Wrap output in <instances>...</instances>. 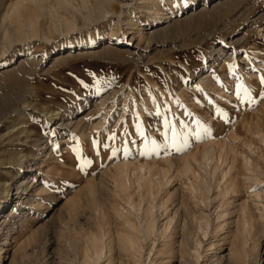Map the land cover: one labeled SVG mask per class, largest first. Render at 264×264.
Segmentation results:
<instances>
[{
	"label": "rangeland",
	"instance_id": "rangeland-1",
	"mask_svg": "<svg viewBox=\"0 0 264 264\" xmlns=\"http://www.w3.org/2000/svg\"><path fill=\"white\" fill-rule=\"evenodd\" d=\"M4 1L0 16L11 2ZM161 1L171 22L181 18L176 15L180 1L184 6L189 2ZM251 3L238 19L218 14L172 23L159 37L142 40L140 56L129 51L134 42L129 32L136 29L122 23L135 16L136 25L149 31L152 15L140 0H111V13L95 21H87L82 9L71 32L17 41L0 53V211L11 203L8 212L16 221L27 218L22 226L10 221L3 229L0 264H84L89 235L101 230L113 239V264H264V220L249 197L264 187V0ZM43 23L46 29L50 25ZM114 28L120 30L116 44L105 45L101 40ZM238 34L242 40L219 56L222 38L229 41ZM87 40L97 47L67 49ZM205 75L209 80L203 83ZM14 136L20 141L11 142ZM211 141L217 142V155L228 144V163L241 190L225 197L232 201L233 216L223 229L217 213L225 209L219 195L224 166L218 164L213 176L216 160L209 165L193 160L201 161L204 144ZM187 156L195 171L190 176L181 168ZM31 158L37 161L31 171L36 178L17 192ZM124 159L135 167L147 162L152 173L171 176L170 182L164 178L165 186L151 196L138 184L130 195L115 193L114 167ZM130 169L134 172V166ZM192 178L203 188L197 197L190 191ZM38 186L45 188L43 193ZM127 196L155 210L165 203L164 213L175 215L166 237L156 231L142 239L141 253L130 259L116 239L123 224L115 208H127ZM32 199L39 205H32ZM243 201L256 215L253 230L246 233L238 204ZM211 243L217 244L211 248ZM165 246L166 254L174 255L161 254Z\"/></svg>",
	"mask_w": 264,
	"mask_h": 264
},
{
	"label": "bare ground",
	"instance_id": "bare-ground-1",
	"mask_svg": "<svg viewBox=\"0 0 264 264\" xmlns=\"http://www.w3.org/2000/svg\"><path fill=\"white\" fill-rule=\"evenodd\" d=\"M3 1L4 0H0V4ZM6 1H8V0H6ZM76 1L77 0H11V2L6 6L7 8L5 9V11H3V13L1 11L2 14L0 16L1 17L0 18V53L1 54L6 53L7 50L11 46H13L14 43L17 41L23 42V41L27 40L28 38H36L39 36H43L45 39L49 40L50 39L49 34L53 31L71 32L77 26V13H80L81 12L80 10H82V9H84L83 11H86L85 16H83V17L87 21H95V20H98L102 17H105L108 13L109 14L111 13L110 11L107 10L108 5L110 4L111 0H79L80 3L78 6L75 3ZM140 1L144 4L145 8L149 9V11L152 15L151 16L152 18L150 17L151 20L148 24L149 31L145 33L144 27L139 28L136 25V23H135L136 17L135 16L131 17L130 19L128 18V21L126 19V20H123V22H122V23H124V21H126L125 24L129 27V29H131V30L136 29L135 30L136 32H129V34L130 33L132 34L130 40L134 41L132 43L133 47H131L129 49V51L132 54H134L135 56L142 55L141 54V44H142V42H143L142 40L144 38L150 39L151 36L159 37L161 33H164L168 28H170L172 23L177 24V23L183 22V21L186 22L190 19L192 20V17L196 18V19H201L202 16H204V15H207L209 17V15L212 16V15H218V14L228 15V16H231V18H234V19L237 18L238 19V17H240L242 15V13L246 12L253 5L251 3V1L255 2V0H189L188 4L184 6L183 3L180 1L179 8H178L176 15L181 17V18L174 20V22H171L172 20L170 21L169 19L172 17L170 15H168L169 13H164L162 10V1L161 0H140ZM5 3L6 2L4 1L3 5ZM180 10H182V11L180 12ZM46 21H48L50 24V25H47L48 26L47 29L45 28V23H43ZM169 22H171L170 25H166ZM191 22H193V20ZM119 32H120L119 29H116V28L111 29L109 31L107 37L105 39L103 38L101 40V42L102 43L104 42L105 45L108 44V46L115 45L116 44V38L119 35ZM145 36H147V37H145ZM241 38H243V36L242 35L240 36L239 34L236 35L235 37H232L231 39H229V41L227 39L222 38V40L218 43L219 47L217 48L216 53L219 56L224 55V53H227L230 51V48H234V46H236V43L238 41L242 40ZM92 39L95 40L96 38L94 36H92ZM93 42H94L93 40H87L83 43H78L77 45H74L75 42H72L70 44L69 48H67V49L71 50V49L75 48V50H85V49L87 50V49L96 48L97 45H95ZM148 44H149V42H148ZM150 46H151V44H150ZM67 49H65V50H67ZM142 50H144V49L142 48ZM62 52H64V51H62ZM233 52H234V50H233ZM22 61L23 60H21L20 63ZM208 80H209V75H205L201 79V81L203 83L207 82ZM58 114H59V112L54 113L52 119H55V117H57ZM78 122H80V121L78 120ZM78 122H76V123L78 124ZM67 123L70 124V122H67ZM67 123H66V126H67ZM72 123H74V121ZM59 124L62 125L61 122ZM12 129H11V133L14 131V129L13 130ZM21 130H23V129H21ZM22 132L23 131H20L19 134L22 135L21 134ZM16 133H17V131H16ZM14 137H16V136H14ZM17 141H20V138L18 136L15 138L14 141H11V142H17ZM9 143H10V141H9ZM215 143H217V142L211 141V142H206L204 144V149H203V153H202L203 155H202L201 161H199L197 159V157L193 158L194 155L191 158H193V160L195 159V161L199 162L200 165L202 163L209 165L213 161L215 162V160H216L217 167H216V169L214 168L215 172H214L213 176H215L217 174V172L219 171V170L217 171V169L219 168L218 164H220V168H222L224 166L222 169V178H223V182H224V187L223 188L218 187V188H220V189L222 188L219 195L221 197H223L225 200V197H227V198L229 197L228 196L229 193L235 192L236 194H238L239 191H241V190H239V185L236 183V180H235V178H236L235 176H237V175H235V176L232 175L233 165L228 163V152H229L228 151L229 150L228 144L223 143L221 146V151H220V153L218 151L219 155H217L216 149L214 146ZM221 143H219V144H221ZM43 147H45V146H43ZM229 153H231V152H229ZM189 157L190 156H187L184 158V166L181 167L183 173L188 174V175H189V173H195V171L192 167L193 165L189 162L190 161ZM36 158L29 159V161H28L29 162L28 163V169L29 170L27 169L25 176H23V178H21L19 183L17 184V192H18V190L25 189V187L28 186L32 182V179L36 178L37 174L31 172L33 170L32 166L35 163H37ZM245 161H246L247 165L250 164V161L248 159H246ZM137 163H138V161H137ZM133 164H134V161H127L124 159L122 162H119L118 164L115 165L114 168H116L117 173L115 175L113 174L114 176L112 178V179H114L115 193L123 192L126 194L130 190H132V188L135 186V184H138L140 187L144 188L146 194L151 196V195L155 194L154 193L155 190L158 192V191L162 190L161 188H163L165 186L164 185L165 184L164 178L166 179V183L170 182L171 176L164 175L165 177H162L158 174H155V172H153L154 173L153 174L152 173V170H153L152 166H150L147 162L138 163L136 167H135V164L134 165ZM41 166H42V164H41ZM133 166H134V172H132L130 169ZM179 172H180V170H179ZM137 173H139V174H137ZM209 173H210V171H209ZM199 175H198V177H196L197 179L200 178ZM209 176H210V174H209ZM193 180H195V181H193ZM193 180L190 182L189 187L191 188L190 191H192V194L194 195V197H197V194L201 193L203 191V188H202L201 184H199V182L197 183L196 179H193ZM199 180H201V179H199ZM255 180H258L257 177ZM204 181H206V180H204ZM249 182H250V180H249ZM203 183L204 182H202V184ZM253 183H255V182H253ZM219 184H220V182H219ZM247 188L250 189L249 187H247ZM44 189L42 188V186H38L36 188L37 191L39 190V193H41V192L43 193ZM37 191H35V193ZM90 191L93 192V189L90 188ZM207 191H208V193L210 191L212 192V190H210V188ZM17 194H19V193H17ZM128 195H130V194L128 193ZM201 196H203V195H201ZM234 196H235V194H234ZM131 197L132 196H129L127 198V199H129L127 202L128 203L127 208L120 210L119 208L117 209L113 206L115 208V213H116L115 215H117L118 218L122 222L120 225L123 224V226L121 227L122 229L119 231V233H117L118 234L117 235L118 237L116 238L117 244L119 245L118 247H120L122 252L123 251L126 252L125 253V255L127 254L126 257H128L129 255L136 257L137 255H139L141 253L140 250L142 248L141 240L147 239L154 232L156 233V231H157L163 237H166L167 233L172 228L171 226L174 224V221H175V218H174L175 215L174 214H173L174 216L170 217V216H168L169 213L165 214L164 211L162 210L166 206L165 203H162V205L158 206L157 210H155L156 208L153 206L152 207H150V206L143 207L141 205L136 204V202H134ZM249 197H251V200L253 202H255L254 205L257 207V209L259 211L258 218L260 217V221L262 219L264 220V204H263L264 187H260L258 190L257 189L252 190ZM25 199H28V198H25ZM151 200H152V198H151ZM12 201H14V198L12 199ZM164 202H166V201H164ZM243 202H244V204L238 203L239 208L241 207V210L243 211V214H241V215H243L242 216L243 220L241 217H239V216L238 217L241 218L242 226L244 228L243 230H244V233H246V232H250V230L251 231L253 230V229H251V227L253 225L252 222H255V221H253L252 219L255 220L256 215L252 216L251 215L252 213L251 214L248 213V211L252 212V209L250 210V208H249L250 205L249 206L247 205L248 201H246V202L243 201ZM22 203H24V202H22ZM29 203H28V205H29ZM231 203H232L231 199L225 200V202H224L225 207L223 205V207L225 209H223L222 212L217 213V215H218L217 220H219L218 228L223 229L224 228L223 223L225 222L224 224L226 225L227 224L226 222H227L229 215L230 216L232 215L231 214L232 210H230V207H229V205H231ZM31 204L35 206V205H39V202L37 201V199H35V200L32 199ZM233 204H234V202H233ZM9 205H12V204L9 203ZM9 205H8V207H9ZM209 205H210V202H209ZM8 207L5 208L4 210L0 211V235L1 236H2V234H4L3 229L6 227L7 223H10V221L11 222L13 221V225L11 224L12 226H14L17 222H19V225L16 224V226H22L25 224V221L27 219L26 218L24 220V223H23V220L22 219L20 220L18 217L19 220L17 219L18 221H16L14 218L15 215L13 216L10 211L8 212ZM235 211H236V208L234 210V213H235ZM235 215H236V213H235ZM237 215H239L238 212H237ZM165 218H167V219H165ZM234 220L240 221L239 219H234ZM232 222L234 224H237V222L236 223L234 221H232ZM206 223L209 225L210 221L208 220ZM6 228H8V227H6ZM9 230L14 231V230H16V228H14V227L9 228ZM100 232H103V233H91L89 235V239H88L89 244H87L88 246L86 245L87 247L84 249L85 250L84 251L85 256L83 258L84 264H113V261H114V258H113V255H114L113 254V251H114L113 246L114 245L112 244L113 239L111 240L109 238V236L107 234L109 232L105 233L103 230H101ZM8 234L9 233L7 232L6 235H4L5 236L4 240H7L9 238ZM258 237H260V236H258ZM12 238H15V237H12ZM257 239H259V238H257ZM240 242H239V244H240ZM256 242H254L255 247L253 249L258 254L259 253V247L258 246L260 244V241L256 240ZM163 244L166 245L165 243H163ZM173 244H174V242H173ZM216 244L217 243H211V248L213 246H216ZM199 245H200V243H199ZM165 247H162L160 249L161 254L163 253L165 255L168 252L169 248H167V247L165 248ZM209 247H210V245H209ZM3 250H4V246L1 245L0 246V258H1V251H3ZM214 250H215V248H214ZM118 251H119V249H118ZM171 251L174 252V250H172L170 248V252ZM124 252H123V254H124ZM170 254L174 255V253H172V252ZM170 254L168 253V255H170ZM135 263H136V261H135ZM159 264H161V263H159Z\"/></svg>",
	"mask_w": 264,
	"mask_h": 264
}]
</instances>
